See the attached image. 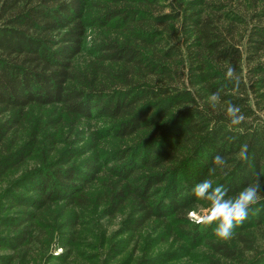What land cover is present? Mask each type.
I'll use <instances>...</instances> for the list:
<instances>
[{
    "label": "trees",
    "instance_id": "obj_1",
    "mask_svg": "<svg viewBox=\"0 0 264 264\" xmlns=\"http://www.w3.org/2000/svg\"><path fill=\"white\" fill-rule=\"evenodd\" d=\"M129 1L148 10L117 7L105 14L107 23L131 29L132 35V45L110 41L97 47L99 60L121 66L106 90L76 67L90 27L88 0H0V146L23 126L33 106L59 105L81 119L107 118L118 141L110 152L111 202H131L126 220L131 231L153 219H183L200 201L193 186L206 178L227 188L228 196L257 182L264 194V22L241 32L238 18L216 14L214 6L198 10L205 0L185 5L188 0H175L179 4H170V14H163L160 0ZM262 17L264 9L254 18ZM229 67L233 77L226 79ZM214 93L219 99L212 102ZM229 104L243 115L239 125L230 123ZM39 134L37 126L28 144ZM244 145L247 159L239 156ZM24 148L8 149L0 159V180L24 163ZM216 155L225 159L223 167L214 165ZM72 159H62L65 171L39 172L32 190L39 197L35 208L66 199L59 188L73 187L81 195L86 182L95 179L97 156L69 166ZM80 166L85 176L77 171ZM74 181L85 183L76 188ZM71 197L83 202V196ZM250 217L253 225L264 223V196ZM239 242L240 251L227 244L212 249L233 264H264V250L245 236Z\"/></svg>",
    "mask_w": 264,
    "mask_h": 264
},
{
    "label": "rangeland",
    "instance_id": "obj_2",
    "mask_svg": "<svg viewBox=\"0 0 264 264\" xmlns=\"http://www.w3.org/2000/svg\"><path fill=\"white\" fill-rule=\"evenodd\" d=\"M88 1L86 19L90 27L76 67L84 79L95 76L97 86L107 90L112 87L111 74L120 73L121 66L99 60L101 51L97 47L110 41L121 46L132 45V35L131 29H118L110 21L107 23L105 14L117 7L148 8L129 0ZM173 2L160 0L166 8L163 14L171 13L169 6ZM205 4L198 10L209 12L214 6L216 14L238 18L241 32L264 22V17L260 22L254 18L263 11L264 0H205ZM37 126L40 128L37 141L28 144ZM114 139L107 118L81 119L69 115L59 105L28 109L23 126L0 146V159L8 155V149L16 151L19 146L25 147L27 156L22 165L11 168L0 180V264H233L215 253L212 245L227 244L240 251L244 248L239 242L240 236L251 239L256 249L264 250V223L247 222L249 212L233 230L232 238L221 240L214 234L215 223L202 222L209 202L201 200L183 219L172 215L153 219L137 231L128 229L126 220L131 202L122 205L111 202L114 190L110 168L115 164L110 161V152L118 144ZM71 156L69 166L97 156L99 169L95 179L86 182L81 195L74 194L73 187L59 188L58 192L66 199L43 209L35 208L34 202L39 197L32 190L39 185V172L65 171L68 167H62L66 164L62 159ZM35 170H38L37 176H29ZM77 171L83 176L86 174L82 166ZM74 183L78 188L85 182ZM71 196H83V202H72ZM263 196L259 193V199ZM111 203L117 205L116 211ZM23 236L26 240L19 245Z\"/></svg>",
    "mask_w": 264,
    "mask_h": 264
},
{
    "label": "clouds",
    "instance_id": "obj_3",
    "mask_svg": "<svg viewBox=\"0 0 264 264\" xmlns=\"http://www.w3.org/2000/svg\"><path fill=\"white\" fill-rule=\"evenodd\" d=\"M233 77V69L227 68L225 78ZM219 99L218 94L211 96V101ZM227 115L232 125H239L243 120V115L239 114L240 109L231 104L227 107ZM247 146L241 148L239 156L241 159H247ZM214 165L223 167L226 163L221 155L214 157ZM260 184H248L232 196H228L227 188L223 185H213L211 179H204L195 184L192 188V195L201 201L209 202L208 212L202 218L205 225L215 223L214 234L221 240L231 239L233 230L240 225L249 215L251 207L258 203Z\"/></svg>",
    "mask_w": 264,
    "mask_h": 264
}]
</instances>
